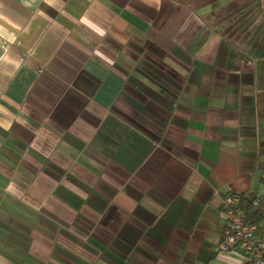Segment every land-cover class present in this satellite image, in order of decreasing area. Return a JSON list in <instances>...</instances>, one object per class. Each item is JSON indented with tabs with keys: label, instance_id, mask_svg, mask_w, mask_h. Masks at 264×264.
Segmentation results:
<instances>
[{
	"label": "crops",
	"instance_id": "obj_1",
	"mask_svg": "<svg viewBox=\"0 0 264 264\" xmlns=\"http://www.w3.org/2000/svg\"><path fill=\"white\" fill-rule=\"evenodd\" d=\"M232 193L264 195V0H0V264H247Z\"/></svg>",
	"mask_w": 264,
	"mask_h": 264
},
{
	"label": "built area",
	"instance_id": "obj_2",
	"mask_svg": "<svg viewBox=\"0 0 264 264\" xmlns=\"http://www.w3.org/2000/svg\"><path fill=\"white\" fill-rule=\"evenodd\" d=\"M240 203L238 195L225 197L223 206L229 224L221 250L243 254L247 264H264V235L259 234L258 227L239 210ZM253 206L264 209V195L258 197Z\"/></svg>",
	"mask_w": 264,
	"mask_h": 264
},
{
	"label": "trees",
	"instance_id": "obj_3",
	"mask_svg": "<svg viewBox=\"0 0 264 264\" xmlns=\"http://www.w3.org/2000/svg\"><path fill=\"white\" fill-rule=\"evenodd\" d=\"M227 195H231V194H227ZM226 195V196H227ZM232 195H238V196H240L241 197V205L243 204V203H245V208H244V206L242 207V206H239V208L241 207V208H243V209H245V215H246V218H247V220L250 222V223H252V224H254V225H256L257 227H258V222L256 221V214H257V209H261V210H264L263 208H258V207H254L253 206V202L258 198H255V199H252V200H250V199H248L246 196H244V195H239V194H233L232 193ZM225 196V197H226ZM259 228V227H258ZM258 231H259V229H258Z\"/></svg>",
	"mask_w": 264,
	"mask_h": 264
}]
</instances>
